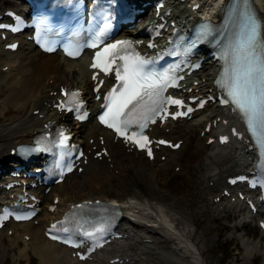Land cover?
Listing matches in <instances>:
<instances>
[{
	"label": "bare ground",
	"instance_id": "obj_1",
	"mask_svg": "<svg viewBox=\"0 0 264 264\" xmlns=\"http://www.w3.org/2000/svg\"><path fill=\"white\" fill-rule=\"evenodd\" d=\"M201 1L204 10L213 12L214 6L220 0ZM256 2L261 14L264 15V0H257ZM20 4L17 1L0 0V14L5 9H17ZM172 7L181 9L180 14L188 12V7L185 4L173 5ZM148 11L149 8L146 7V16L149 15ZM172 16L174 17L175 13ZM138 26L142 27V25ZM129 35L133 36L130 33ZM25 37L26 35H19L11 38V40L20 41L15 53L2 52L0 54V164L4 166L10 160L9 150L19 143H30L38 133L40 124L45 123L46 120H58L60 123L71 126L76 137L84 142L86 150L97 145L95 138L98 129L93 121L80 126H73V123L69 122L67 117L62 121L61 116L48 107L54 100V97L50 95L60 85L90 88L91 84L88 80L90 72L87 70V59L82 57L76 61H71L60 57L58 54H41L25 40ZM4 66H9L10 70L2 72L1 69ZM213 67L214 64L205 63L204 69L196 74V78L201 80L205 78V81H207ZM11 108L16 114L8 117ZM35 110H39V114L44 115L45 119L33 115ZM213 114L214 116H212ZM220 115L219 110L214 109L212 111L211 108L209 112L196 114L190 121H178L167 125L163 129L154 127L152 135L155 137H164L174 141L183 140L181 147L175 152L169 151L163 162L159 160V157L165 153V150L157 152L155 160L149 162L142 154L127 153L126 148L119 142H109L106 138V147L110 153V158H112L111 164H113V169L118 170V175L114 174V170L109 168V164L105 163V160L101 162L92 161L90 165L84 167L85 175L82 179H80L81 175L70 174L65 177L61 184L53 186L47 195L40 193V197L45 204H50L53 197L58 196L59 207H67L72 203L94 199L115 200L123 206H129L128 211L137 214L138 218L135 222L127 219L123 221L120 228L123 233H127L128 238L120 242L119 245L112 246L107 251L115 254L114 248H119L121 257L129 259L127 264H159L160 262L161 264H193L190 260L192 254L198 256L201 260H205V249L201 245L200 239L199 243L197 242L199 236H196V232L198 235L200 233L203 235L204 230L206 233L207 229H201L199 220V226L196 224L197 217L200 214L207 213V220H209L224 217L226 213H229L237 216L239 220L246 218L240 217L244 214V207L241 205L234 206L229 203H221L225 210L220 212L218 210L219 205H214L212 198L218 196L223 186L219 167L227 164L228 167L224 169V172L227 173V177L232 176L249 164L250 154L239 150L236 146L217 148L212 144L206 145L207 136L203 139L199 137L196 142L200 146L204 160L208 161L204 166L202 179L209 178L205 181L206 185L202 188L199 199H202L205 194L211 197L207 203H202V200L196 202L197 205L199 204L196 208L187 198H184V201L173 200L163 193L160 194V192H145L141 188L138 189L137 185L148 181L155 187L158 186L159 184L154 182L156 173L160 170L166 171L172 163L175 164L174 166L179 165L184 150L187 149L192 139V132L197 128L201 131L207 121ZM87 125H89V128ZM166 128H169L168 133H165ZM109 137L111 138V136ZM90 138L94 139L93 144L88 143ZM4 166L0 167V177L3 175ZM130 169L133 170V176L125 184L124 176ZM113 179L116 180V193L111 192L113 185H110L109 192L111 195L91 194L92 191H99V189L107 187ZM209 181H214V186L208 187L207 183ZM130 186L136 191L129 190ZM88 189H90V192ZM218 189L217 194H214V191ZM87 193H90L91 196H87ZM3 194L6 195L4 192ZM186 200L189 201L190 209L187 207ZM54 216L55 213L48 214L43 211L37 218L38 225L22 223L9 226L14 232V238L3 236V233L7 230V228H4L0 230V242L2 243L3 238L6 236L11 244L10 248L13 249L22 240L23 245L17 255L19 259H25V257L28 259L29 255L32 254L36 257L38 264H73L69 255L64 253L63 247L43 238V228ZM263 216L264 213L261 214L260 218ZM158 218L160 220L162 218L161 221L167 223L166 227H159L164 235L157 233L153 227ZM251 222L250 220L249 223ZM242 226L237 224L233 227V230L236 231ZM184 230L188 233H185ZM25 235L30 237L27 242L23 240ZM261 235L262 237L258 241H253L247 237V232L239 237L246 249L242 264H249L255 258L256 249H260V240L264 238V234ZM144 239L151 242L142 243ZM119 255V253H116L114 257ZM103 261L102 256H99L94 262L78 264H103Z\"/></svg>",
	"mask_w": 264,
	"mask_h": 264
},
{
	"label": "snow or ice",
	"instance_id": "obj_2",
	"mask_svg": "<svg viewBox=\"0 0 264 264\" xmlns=\"http://www.w3.org/2000/svg\"><path fill=\"white\" fill-rule=\"evenodd\" d=\"M243 3V0H240ZM9 15H12L11 13ZM244 19V31L237 39L236 43L230 47L224 56L225 67L222 71L217 85L224 93V99L220 103L232 106L242 117L246 124L248 132H250L256 140L264 147V45L258 46L257 27L254 20L247 16ZM20 21L17 19V23ZM0 27H4L0 25ZM16 31V28L11 29ZM107 35V27L100 29L94 35L91 43L84 47L96 49L103 45L100 51H96L91 67L99 70L105 75H109L114 71L116 84L103 97V106L105 111L99 115V122L109 129H112L118 136L123 137L125 142H130L141 151H146L149 158L152 157L150 141L145 130L149 124H155L157 119L163 121L166 118L168 106L183 108L184 101L174 99L171 95L165 96L164 93L169 87L178 85V79L175 75L176 70L169 73L151 75L147 71L150 61L140 57L132 50L130 41L123 40L116 43L104 44V37ZM212 35L208 25H205L200 33L201 39H206ZM152 47V45H149ZM196 47L193 42L184 48V55H189ZM80 48L70 52L69 55L77 56ZM117 60L120 63H116ZM95 81L96 75L92 76ZM103 81L100 82L102 84ZM99 91V85L95 89ZM62 94L71 97H79V92L62 91ZM99 99V97H97ZM58 108L67 107L65 104L57 105ZM201 107L203 105L201 104ZM71 110V109H68ZM193 111L188 107L186 111H176L171 114V119H177L180 116H186ZM87 113H81L76 118L84 120ZM131 134L129 135V131ZM60 140L57 146L66 148V141L69 139L61 130L59 133ZM226 138L221 139L224 143ZM159 144L163 145L167 142L159 140ZM170 147H179V145H169ZM47 148L36 147L29 151L40 152L47 151ZM82 155V153H81ZM264 167V165H262ZM73 164L71 162L61 163L59 175L62 177L65 171L71 172ZM241 180L245 179L243 177ZM236 183L235 180L232 181ZM77 207H84L78 205ZM5 219L7 216L5 215ZM27 217L17 216L16 219H26ZM106 231L103 227H96L94 231L85 232L83 235L87 239H91L92 244L90 251L102 247L97 237H103ZM57 233H64L65 238ZM50 239L68 244L77 248L81 244L72 239V235L67 227H58L53 224L48 233ZM85 256H80L84 260Z\"/></svg>",
	"mask_w": 264,
	"mask_h": 264
},
{
	"label": "rangeland",
	"instance_id": "obj_3",
	"mask_svg": "<svg viewBox=\"0 0 264 264\" xmlns=\"http://www.w3.org/2000/svg\"><path fill=\"white\" fill-rule=\"evenodd\" d=\"M8 113V117L16 114L13 108H11L10 112ZM198 130L199 129L197 128L192 132V139L188 144L187 149L184 150L183 159L180 161L179 165H177L178 168H180L179 171H176V167L174 166L175 164L172 163L166 171L160 170L158 171V173H156L154 182H157L159 184L158 186L155 187L153 184L147 181V183L137 185V188H141L145 192H160V194L163 193L165 194V196L167 195L168 197L177 201H182L184 198H187L189 201H191L194 208L199 206V204H196V202H198L199 200H202V203H207V201H209L210 199L209 195L205 194L203 195L204 197L202 199H199L202 194L201 190L205 186V181L207 180V178L206 180H203L202 175L204 174V166L206 163H208V161L204 160L202 151H197L199 147L198 143L196 142L198 139ZM226 167H228L227 164L221 165L219 167L222 177H224V175L226 174L223 172ZM117 172L118 170L114 171V174L118 175ZM84 175L85 173H82L80 179H82ZM132 176L133 170L130 169L128 170L126 176H124V183L126 184V182H128L132 178ZM171 177H173L172 181H180L182 183L181 189L183 190V193L171 194L166 190V184L171 179ZM110 185H113L112 188L110 187ZM107 187L99 189L100 192L92 191L91 194L98 193L101 195H111L109 192L110 188L112 193H116V180L113 179L111 183L107 185ZM123 189L125 190V188ZM88 190L90 192V189ZM129 190L136 191V189H134L132 186L129 187ZM129 190L127 189V191ZM117 191L119 192L118 189ZM217 191H214V194L217 193ZM91 194L87 193V196H91ZM189 201H187L188 208L190 206ZM207 215V213H204V215L200 214L197 217L196 224L199 226V220V222L201 223V229H207L206 233L204 230L203 235L201 233L200 235H198V233L195 231L196 236H199L197 238V242L199 243L200 239V243L205 249V260H200L198 264H242L244 256L246 254V249L243 241L239 237L245 232H247V237H249L253 241H258L262 237L261 233H259L254 223H252L251 226L249 225L243 227V229L234 231V224L240 221L239 219H237V216L226 213L224 217H214L215 219L207 220ZM161 220L163 219L161 218ZM188 231L190 232V230ZM156 232L159 233V231ZM185 233L188 232L185 231ZM12 237L14 238V235ZM230 240L233 241L235 246L232 247V256L229 259H226L225 253H227L228 251L227 248ZM10 245V242L6 238H3L2 243L0 242V264H27L26 262L28 261V259H26V257L25 259H19V257L17 256L22 243L16 245V247L14 246L13 249L10 248ZM219 251H222L223 253H219ZM30 256H32V254H30ZM254 257L255 258L251 260L249 264H264V238L260 240V249H256ZM159 264H161V262Z\"/></svg>",
	"mask_w": 264,
	"mask_h": 264
},
{
	"label": "trees",
	"instance_id": "obj_4",
	"mask_svg": "<svg viewBox=\"0 0 264 264\" xmlns=\"http://www.w3.org/2000/svg\"><path fill=\"white\" fill-rule=\"evenodd\" d=\"M173 186H177L178 187L179 186V182L178 181L174 182Z\"/></svg>",
	"mask_w": 264,
	"mask_h": 264
}]
</instances>
